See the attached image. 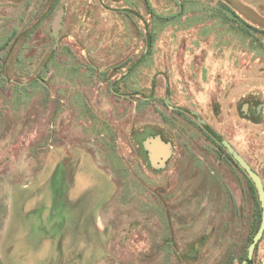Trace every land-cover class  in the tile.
Here are the masks:
<instances>
[{
	"label": "rangeland",
	"instance_id": "rangeland-1",
	"mask_svg": "<svg viewBox=\"0 0 264 264\" xmlns=\"http://www.w3.org/2000/svg\"><path fill=\"white\" fill-rule=\"evenodd\" d=\"M241 1L264 16V0ZM226 9L221 0H0V264H209L190 242L195 201L172 199L168 211L169 174L153 176L140 156L132 166L130 129L165 128L179 145L191 119L165 98L225 130L242 127L243 103H264V29L242 30ZM261 110L246 125L252 134L264 130ZM257 143L264 152V133ZM55 169L65 176L57 196Z\"/></svg>",
	"mask_w": 264,
	"mask_h": 264
},
{
	"label": "flooded vegetation",
	"instance_id": "flooded-vegetation-1",
	"mask_svg": "<svg viewBox=\"0 0 264 264\" xmlns=\"http://www.w3.org/2000/svg\"><path fill=\"white\" fill-rule=\"evenodd\" d=\"M221 2L227 6V13L231 12L241 18L239 25L242 30L246 31L252 26L261 28L241 16L228 1L221 0ZM244 4L264 17L252 5ZM150 84V94H153L154 79ZM166 91H164L165 95ZM164 102H167L166 98ZM168 108L178 112L180 116L189 117L191 131L181 129L179 135L183 143L177 145L165 138L167 133L165 128L155 129L153 125H148L139 132L136 122L132 123L130 129L133 143V149L130 150L133 153L132 166L136 168L140 156L147 162L153 176L169 174L165 178L167 179L165 184L170 187L166 190L169 196L165 201L166 204H171L172 199L183 200L184 205L187 204L185 202L187 200L195 201L196 234L194 240L190 242H194L193 247L196 248V261L209 264H264V230L250 252L251 244L263 220L258 191L245 169L217 139L219 135L230 144L245 163L258 174L264 189V159H262L264 152L257 143L264 130H260L261 137L258 138L259 135L252 134L251 129L246 126L263 118L261 109H264V103L253 110L251 103H243L237 112L242 127H235L230 122V128L227 130L220 125L217 128L216 123L210 122L207 112L195 111L187 105L173 107L168 105ZM210 108L213 115L219 116L217 108L212 107V102ZM135 113L136 111L132 112L131 116ZM156 138H159L165 146L150 143L149 150H146L143 142ZM251 141L254 144H251ZM161 151L168 158L162 167L155 161ZM76 154L81 155L78 151ZM63 178H65L64 173H59V170L55 169L51 181L55 184L56 196L60 193L58 183ZM173 184L179 185L177 191L173 190ZM151 201L155 205L153 197ZM170 204L168 211L175 209L173 204L171 206ZM183 204L180 203L179 206ZM152 213L155 212L152 210ZM176 218L184 229L191 225L185 213L178 214ZM150 221L153 222V216ZM169 243L172 244L173 241Z\"/></svg>",
	"mask_w": 264,
	"mask_h": 264
},
{
	"label": "water",
	"instance_id": "water-1",
	"mask_svg": "<svg viewBox=\"0 0 264 264\" xmlns=\"http://www.w3.org/2000/svg\"><path fill=\"white\" fill-rule=\"evenodd\" d=\"M228 1L231 5V7L236 10L241 16H243L246 20L250 21L252 24L257 25L261 28H264V18L259 16L252 8L242 4L239 0H224ZM62 15L63 11L60 9L54 20L52 21V33L55 35L60 27L61 21H62ZM167 103L170 105L169 100H167ZM218 141L227 149V151L234 157V159L245 169V171L248 173L250 176L252 182L254 183L258 194L260 198V205L262 209V215H263V220L260 226V229L255 236L251 247H250V252H252L253 247L259 240L261 233L264 230V189L261 183V180L258 176V174L248 165L245 163V161L233 150V148L230 146V144L221 138L219 135L217 136ZM152 143L153 145H164L159 138L156 139H147L143 142V146L146 150H149V144ZM165 146V145H164ZM168 147V146H166ZM159 151V150H158ZM163 151H161L160 155L156 157V162H159L161 167L165 164V161H167V157L162 154Z\"/></svg>",
	"mask_w": 264,
	"mask_h": 264
},
{
	"label": "trees",
	"instance_id": "trees-1",
	"mask_svg": "<svg viewBox=\"0 0 264 264\" xmlns=\"http://www.w3.org/2000/svg\"><path fill=\"white\" fill-rule=\"evenodd\" d=\"M147 48H149V44H147Z\"/></svg>",
	"mask_w": 264,
	"mask_h": 264
}]
</instances>
